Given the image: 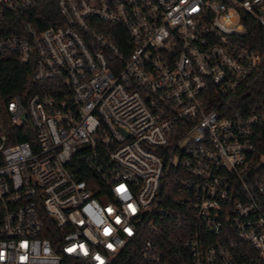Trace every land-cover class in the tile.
<instances>
[{
	"label": "built area",
	"instance_id": "2783aa9c",
	"mask_svg": "<svg viewBox=\"0 0 264 264\" xmlns=\"http://www.w3.org/2000/svg\"><path fill=\"white\" fill-rule=\"evenodd\" d=\"M57 6L0 32L37 86L0 112V264H264V100L234 106L264 77L242 18L264 28V0Z\"/></svg>",
	"mask_w": 264,
	"mask_h": 264
},
{
	"label": "trees",
	"instance_id": "16d2710c",
	"mask_svg": "<svg viewBox=\"0 0 264 264\" xmlns=\"http://www.w3.org/2000/svg\"><path fill=\"white\" fill-rule=\"evenodd\" d=\"M58 0H35V4L24 9L18 14H9L6 18L0 19V32L16 33L20 30L19 23L22 19H28L34 26L44 29L60 20V11L57 6ZM243 21L247 27V34L243 37L245 44L255 51H264V28L257 24L250 16L244 15ZM33 64H22L14 55H6L0 58V112H3L4 103L15 96H22L27 101L31 94L37 90L32 81ZM250 92L240 96L234 106L256 104L264 100V77L255 81L250 86ZM4 114V113H3ZM6 128L10 131L15 129L19 135L13 137L11 142L32 141L34 138L33 129L30 123L22 128L12 125L7 117L3 116ZM21 131V133H20ZM173 180L171 181L172 185ZM138 250L132 248L127 253L121 254L112 264H139Z\"/></svg>",
	"mask_w": 264,
	"mask_h": 264
}]
</instances>
